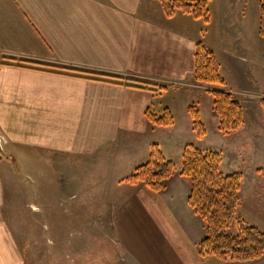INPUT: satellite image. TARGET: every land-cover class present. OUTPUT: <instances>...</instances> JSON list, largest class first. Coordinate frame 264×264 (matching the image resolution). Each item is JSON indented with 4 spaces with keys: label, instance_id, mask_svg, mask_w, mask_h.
I'll list each match as a JSON object with an SVG mask.
<instances>
[{
    "label": "crops",
    "instance_id": "obj_1",
    "mask_svg": "<svg viewBox=\"0 0 264 264\" xmlns=\"http://www.w3.org/2000/svg\"><path fill=\"white\" fill-rule=\"evenodd\" d=\"M146 2L0 0V57L116 75L124 82L107 83L0 64V264L25 263L6 219L5 172L14 177L46 176L42 168L35 171L30 165H21L20 156L34 155L53 162L56 174L64 176L63 189L77 185V173L86 165L90 173L105 169L113 174L110 183L116 190L106 206L109 212L86 227L88 238L103 239L108 245L110 258L103 264H264V257L228 262L201 256L206 226L188 202L190 184L181 170L176 169L168 188L159 193L125 181L138 161L149 158L138 144H152L148 133L163 129L148 122L147 109L158 114L165 108L172 112L171 102L161 103L159 92L129 86L130 79L166 86L161 91L180 92L178 102L186 118H190L188 107L206 92L194 83L197 40L145 11ZM254 51L256 44L251 41L240 52L231 49L226 56L214 50L234 93H254L256 77L243 67ZM185 96L188 100L183 104ZM198 108L203 120L202 106ZM244 110L242 129L216 135L217 142L227 149L225 139L240 134L229 146L237 147L233 155L239 162L242 158L251 161L256 148L264 155L262 113L256 106H244ZM132 147L135 150L130 152ZM259 168L264 169L256 170ZM254 192L263 194L264 185L255 187ZM251 199L259 215L264 201L254 195ZM81 239L63 242L64 254L71 246L76 248V240Z\"/></svg>",
    "mask_w": 264,
    "mask_h": 264
},
{
    "label": "rangeland",
    "instance_id": "obj_2",
    "mask_svg": "<svg viewBox=\"0 0 264 264\" xmlns=\"http://www.w3.org/2000/svg\"><path fill=\"white\" fill-rule=\"evenodd\" d=\"M146 1L145 11L153 16L157 14L170 26L196 39L197 43H203L212 50L216 48L222 52L223 56H226L227 51L231 49L237 53L240 52L248 41L255 43L256 51L253 58L248 65L243 66L246 71H249L248 73L256 77L254 93L249 96L244 93V95L235 94L245 108L248 109L249 105L256 106L264 119L261 106V100L264 97V39L259 36V0H210L207 19L196 18L182 12L168 17L158 0ZM180 95L181 93L174 89L169 92H159L161 103L169 100L172 104L174 125L150 131L147 136L152 138L153 143L138 144L139 150H143L149 157L152 145L158 144L159 147L161 145L162 152L176 165L178 171L182 168L183 151L188 144L203 151L222 152L225 154L221 165L224 174H245L238 216L249 225L264 230V208L261 207L257 215L258 208L253 207L255 201L251 199L254 195L258 197V200L264 201V193L260 195L254 192L255 187L264 185L262 182L264 177L256 170L258 167H264V155L258 153L256 148L251 161L242 158L239 162L237 156L233 155L238 151L237 147L234 150L229 149V146L234 139L240 137V134H232L225 139L227 149L222 143L217 142L219 118L213 114V99L206 92L197 96L199 102L192 103L202 106L204 120L202 121L209 133L207 137L198 138L191 124V117L186 118L184 111L180 108V102H178ZM187 100L185 96L183 104ZM161 110L163 109L160 108ZM248 115L253 118L249 112ZM257 118L260 119V116ZM174 126L176 127L173 128ZM180 144L184 145L183 149L179 147ZM134 150L132 147L130 152ZM148 159L138 161L134 168L145 164ZM19 161L23 167L30 165L35 171L37 168H42L46 173L43 177H14L7 176L8 173L5 172L8 182L6 219L23 253L24 264H103L105 259L110 258L111 252L107 249L108 245L105 241L88 238L86 227L93 224L100 215L109 212L106 206L114 198L116 190V188L112 190L110 183L112 178L110 176L113 174L107 172L108 170L105 172V169L90 173L86 165L77 173V185L63 189L64 176L56 174L53 162H48L39 155H34L33 158L20 156ZM134 171L133 169L129 175ZM237 231V222H235L230 232L236 234ZM78 237L82 239L76 240L77 247L71 246L72 248L67 251L69 253L64 254L67 249H62L63 242L68 243L67 239L72 240ZM57 251L60 252L59 255ZM96 253L102 254L96 255Z\"/></svg>",
    "mask_w": 264,
    "mask_h": 264
},
{
    "label": "trees",
    "instance_id": "obj_3",
    "mask_svg": "<svg viewBox=\"0 0 264 264\" xmlns=\"http://www.w3.org/2000/svg\"><path fill=\"white\" fill-rule=\"evenodd\" d=\"M158 1L168 17L182 12L196 18H208L210 0ZM259 11V36L264 39V0H259ZM0 64L107 83H124L122 77L116 75L17 57H0ZM194 83L204 87L211 95L212 112L219 118L218 129L221 133L236 132L245 126L243 103L229 89L214 50L200 42L196 45ZM128 85L156 92L166 87L151 81L134 79H130ZM261 106L264 114V97L261 100ZM188 112L197 137L204 138L207 130L202 121L200 109L191 104ZM146 117L155 127L168 128L174 125V117L168 108H165L162 114L148 108ZM223 158L222 152L203 151L189 144L183 151L180 174L190 184L188 202L206 226V236L200 245V254L202 257L212 256L228 262L259 260L264 257V231L249 225L238 216L244 175L242 173L224 174L221 170ZM257 172L264 177L263 168H259ZM175 173L176 165L165 157L158 144H153L148 161L138 166L125 181L130 185H145L159 193L168 188L169 180ZM235 222H237L238 231L233 234L230 229Z\"/></svg>",
    "mask_w": 264,
    "mask_h": 264
}]
</instances>
